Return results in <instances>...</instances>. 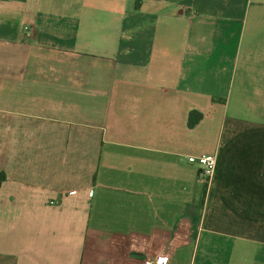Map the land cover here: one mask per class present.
Listing matches in <instances>:
<instances>
[{
	"label": "crops",
	"instance_id": "crops-1",
	"mask_svg": "<svg viewBox=\"0 0 264 264\" xmlns=\"http://www.w3.org/2000/svg\"><path fill=\"white\" fill-rule=\"evenodd\" d=\"M168 246L264 264V0H0V264Z\"/></svg>",
	"mask_w": 264,
	"mask_h": 264
},
{
	"label": "built area",
	"instance_id": "built-area-1",
	"mask_svg": "<svg viewBox=\"0 0 264 264\" xmlns=\"http://www.w3.org/2000/svg\"><path fill=\"white\" fill-rule=\"evenodd\" d=\"M187 162L200 168L201 178L208 182L214 175L217 167V156L215 153L188 156ZM173 248L168 246L157 258L146 257L144 264H172Z\"/></svg>",
	"mask_w": 264,
	"mask_h": 264
},
{
	"label": "trees",
	"instance_id": "trees-1",
	"mask_svg": "<svg viewBox=\"0 0 264 264\" xmlns=\"http://www.w3.org/2000/svg\"><path fill=\"white\" fill-rule=\"evenodd\" d=\"M200 119H201V114L197 112H191L189 114L188 125L192 127L196 125L200 121ZM204 187L206 188V184L204 185Z\"/></svg>",
	"mask_w": 264,
	"mask_h": 264
}]
</instances>
